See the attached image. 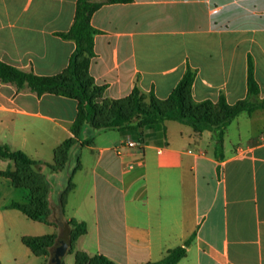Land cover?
I'll return each instance as SVG.
<instances>
[{"label": "crops", "instance_id": "1", "mask_svg": "<svg viewBox=\"0 0 264 264\" xmlns=\"http://www.w3.org/2000/svg\"><path fill=\"white\" fill-rule=\"evenodd\" d=\"M77 2L0 0V61L38 76L62 73L76 44L58 34L71 28ZM91 25L99 33L90 75L107 99H123L138 86L165 100L190 68L196 102L224 96L234 105L248 96L250 61L264 98V0L106 4ZM77 107L74 99L0 82V145L53 166L55 150L72 136ZM243 117L225 129L222 149L213 132L197 134L175 121L138 137L96 136L82 151L70 193L86 191L67 218L88 226L75 253L145 264L195 234L178 264H264V111L247 116L248 126ZM140 137V148L125 146ZM10 166L0 158V264H18L19 253L28 257L22 239L31 237L9 238L23 222L9 206L29 197L1 175ZM86 209L87 217H79Z\"/></svg>", "mask_w": 264, "mask_h": 264}, {"label": "trees", "instance_id": "2", "mask_svg": "<svg viewBox=\"0 0 264 264\" xmlns=\"http://www.w3.org/2000/svg\"><path fill=\"white\" fill-rule=\"evenodd\" d=\"M134 1L78 0L71 28L66 33L58 34L76 44L68 67L58 75L38 76L33 71H25L0 61V82L13 85L18 92L30 91L39 97L51 94L78 102L77 117L70 127L72 136L55 150L53 166H40L39 162L32 160L24 152L0 145V158L9 160L14 165L1 175L9 179L15 188L29 193L25 202L14 201L9 208L21 212L33 222L57 227L59 222L53 220V206L58 210L60 221V217L63 219L65 215L67 197L75 189L73 178L82 169V150L91 146L95 137L103 132L118 131L138 137L167 121H175L190 126L197 134L213 132L222 149L228 126L242 115L252 116L258 111H264V98L259 99L260 88L252 61L248 68V96L234 105H230L224 96L217 103L210 100L196 102L193 97L196 74L190 68L165 100L159 99L152 92L145 94L138 86L123 99L105 98V88L97 86L90 75V64L95 56L94 39L99 33L91 25V19L106 4H130ZM138 141L144 143L143 137ZM47 169L48 174L45 173ZM61 174H65L68 183L64 186L58 182V186L62 188L58 191L57 202H54L57 183L50 175H58L59 178ZM65 221L70 228L67 253L73 254L76 242L87 234L88 226L86 222L77 220ZM60 234L25 237L22 242L34 256L51 258L57 249ZM194 237L195 234L184 246L169 250L162 260L145 264H178L186 257L187 247ZM75 261V264H115L104 256L90 258L83 252L75 253Z\"/></svg>", "mask_w": 264, "mask_h": 264}, {"label": "rangeland", "instance_id": "3", "mask_svg": "<svg viewBox=\"0 0 264 264\" xmlns=\"http://www.w3.org/2000/svg\"><path fill=\"white\" fill-rule=\"evenodd\" d=\"M243 119L246 123L247 126L251 125V123L249 122V120L247 119V115H243ZM245 123V124H246ZM254 125V124H253ZM237 132V131H234ZM237 134V133H236ZM86 147H84V154L87 153ZM82 150V151H83ZM61 177L58 178V175H55L54 177H52L50 175V177L53 180H56L57 183V187H55V191H56V196L54 197V202H57L58 200V191L61 190L62 186H58V182H61V184H63L64 186L67 185L68 180L65 177V174H61L59 175ZM20 192H22V197H26L27 196V191L25 190H20ZM71 197V194H69V196L67 197V200ZM86 198V191L83 190L82 188L80 189V191L73 197H71L69 199V203L68 205L65 207V215L63 217V219L60 217V220L62 222H64L63 220H67V218L71 217V215L74 213L75 210H77V207H79V204L81 202H84V199ZM54 215H53V220L55 222H58L59 219L57 218V214H58V210L55 208L56 206L54 205ZM58 208V205H57ZM81 214H79V217L81 218H86L87 217V209L80 212ZM23 222L21 224H19V226H16L9 234V238H14L16 236V234H18L19 232L23 233V234H27L28 236L31 237H45V236H49V235H54V234H59L60 233V229L61 226L58 227L59 223H57V227L55 226H49L43 223H38V222H33L31 220H29L28 218H26L25 216H23L21 213H19ZM61 235V234H60ZM13 244V243H12ZM81 245V243H80ZM80 245L74 248V253L73 254H69L66 253V255L63 258V264H75V251H78L80 249ZM25 248V247H24ZM25 250H27L28 252V257H23L20 253L18 254L20 261L18 262V264H57V256L52 255L51 258H46V257H36L34 256L28 249L25 248ZM15 251V250H14ZM58 251V250H57ZM16 253V251H15Z\"/></svg>", "mask_w": 264, "mask_h": 264}, {"label": "water", "instance_id": "4", "mask_svg": "<svg viewBox=\"0 0 264 264\" xmlns=\"http://www.w3.org/2000/svg\"><path fill=\"white\" fill-rule=\"evenodd\" d=\"M45 173H49V169L45 170ZM57 218L59 219V216L57 215ZM58 221L59 225L61 226V235L58 239V245L57 249L55 250V256H57V264H63V258L66 255L70 242H69V233H70V228L65 220ZM58 250V251H57Z\"/></svg>", "mask_w": 264, "mask_h": 264}, {"label": "built area", "instance_id": "5", "mask_svg": "<svg viewBox=\"0 0 264 264\" xmlns=\"http://www.w3.org/2000/svg\"><path fill=\"white\" fill-rule=\"evenodd\" d=\"M125 146H127L128 148H140L142 146V143L140 141H136L134 139L129 138L126 143Z\"/></svg>", "mask_w": 264, "mask_h": 264}]
</instances>
